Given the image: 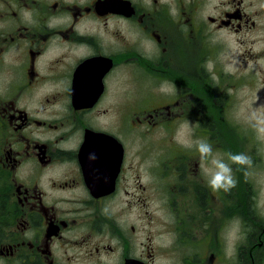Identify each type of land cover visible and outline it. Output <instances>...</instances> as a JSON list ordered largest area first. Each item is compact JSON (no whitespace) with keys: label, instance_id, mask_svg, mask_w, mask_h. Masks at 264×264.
I'll list each match as a JSON object with an SVG mask.
<instances>
[{"label":"flooded vegetation","instance_id":"flooded-vegetation-1","mask_svg":"<svg viewBox=\"0 0 264 264\" xmlns=\"http://www.w3.org/2000/svg\"><path fill=\"white\" fill-rule=\"evenodd\" d=\"M260 80L264 0H0V264H226L196 142Z\"/></svg>","mask_w":264,"mask_h":264},{"label":"rangeland","instance_id":"rangeland-1","mask_svg":"<svg viewBox=\"0 0 264 264\" xmlns=\"http://www.w3.org/2000/svg\"><path fill=\"white\" fill-rule=\"evenodd\" d=\"M259 93H264V85L259 86ZM250 107L253 111L247 109L239 110L243 111V114L246 115V117L243 118L245 121H251V123L256 124L257 118L264 119V109L260 107L256 110L253 109V106ZM250 127V123L248 125H244L242 132L243 141L238 137L225 138L215 146L213 143H210L213 150L215 147L220 146L222 150L225 149L226 153L230 152L237 154L241 153L243 150L252 151V153H254L258 158L257 163H259V167L254 169H245L243 166H239L236 172L237 175L243 176L248 173V177L252 179L253 184L249 185L246 183V180H244V183L242 176L237 180L238 185L236 192L239 195L240 201L237 203L235 208L230 207L226 201V204L213 208V211L206 210L208 213L206 218H208L211 222V227L208 230L211 232L214 229L218 219H222V228L224 229L222 235L211 234L203 231L202 235L209 239L211 242L210 246L213 249H219L221 247V250H224L227 256L226 264H232V255L235 253V247L237 245L241 246L246 240L247 235L250 236V242L253 244L264 238L262 234L264 232V137L260 136L258 132L253 130V134L257 137V139L249 141L251 134ZM245 136L248 138H245ZM205 140L208 141L209 138ZM222 150L213 151V157L217 158L223 155ZM201 216H203V214H201ZM238 220H240V223H238ZM240 226L242 229L241 236L237 234V230ZM257 246L258 245H255L250 248L251 254L247 256V264H251L252 260H257L258 258L262 259L263 250L261 248H256ZM205 253L209 252L204 251L203 254ZM220 255L223 254L216 253V258H219ZM164 260L165 257L162 256V261ZM240 260L243 262L244 259L241 258ZM220 264H224V262H221Z\"/></svg>","mask_w":264,"mask_h":264},{"label":"clouds","instance_id":"clouds-1","mask_svg":"<svg viewBox=\"0 0 264 264\" xmlns=\"http://www.w3.org/2000/svg\"><path fill=\"white\" fill-rule=\"evenodd\" d=\"M256 131L264 137V119L257 118ZM196 150L199 153L201 160L208 157H213L212 145L206 140L196 142ZM227 161L224 159L213 157L210 161L211 168L206 169L208 176L207 185L215 193L223 191L230 192L236 186V179L233 175L232 164L240 166H250L251 160L243 153H225Z\"/></svg>","mask_w":264,"mask_h":264},{"label":"bare ground","instance_id":"bare-ground-1","mask_svg":"<svg viewBox=\"0 0 264 264\" xmlns=\"http://www.w3.org/2000/svg\"><path fill=\"white\" fill-rule=\"evenodd\" d=\"M126 130V129H125ZM122 131V130H121Z\"/></svg>","mask_w":264,"mask_h":264}]
</instances>
